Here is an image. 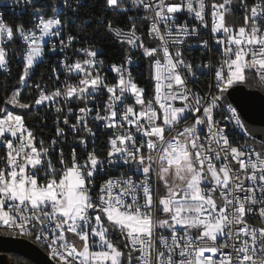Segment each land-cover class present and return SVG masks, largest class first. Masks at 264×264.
Listing matches in <instances>:
<instances>
[{
    "label": "snow or ice",
    "instance_id": "snow-or-ice-1",
    "mask_svg": "<svg viewBox=\"0 0 264 264\" xmlns=\"http://www.w3.org/2000/svg\"><path fill=\"white\" fill-rule=\"evenodd\" d=\"M12 2L31 11L22 23H8L0 12V68L7 70L15 52L23 65L18 83L27 86L45 49L59 50V66L68 75L51 91L35 84L30 102L16 88L0 106V234L29 238L49 264H264V115H248L251 97L239 87L248 83L249 72L264 83V0H239L245 14L238 28L226 21L234 0H130V6L128 0H91L89 7L127 17V30L103 16L95 19L149 61L153 94L147 99L128 67L131 56L109 66L116 82L108 84L98 48L73 49L83 59L67 54L79 38L65 27L86 0ZM132 9L145 13L146 33L127 15ZM185 13L198 23L180 22ZM201 28L209 29L220 52L217 64L195 66L211 74L203 94L188 87L195 71L181 51ZM17 40L21 47L10 48ZM200 43L210 46L209 40ZM52 72L59 82L55 67ZM73 75L79 77L75 83ZM104 90L103 114L97 106L93 116L88 104ZM73 101L85 106L65 113ZM46 103L56 105L58 114L56 134L47 143L37 141L25 116L7 107L30 110ZM89 118L112 133L103 157L95 148L88 151L86 136L95 135ZM61 122L86 134L75 140L86 153L83 160L75 148L65 154ZM241 138L244 143H234ZM125 166L126 172L110 174ZM101 174L108 178L97 185ZM250 215L259 216L260 226L248 223Z\"/></svg>",
    "mask_w": 264,
    "mask_h": 264
},
{
    "label": "built area",
    "instance_id": "built-area-1",
    "mask_svg": "<svg viewBox=\"0 0 264 264\" xmlns=\"http://www.w3.org/2000/svg\"><path fill=\"white\" fill-rule=\"evenodd\" d=\"M222 0H216V3H220ZM73 5L75 4V0H72ZM254 3V0H247V4L251 5ZM87 4V0H86ZM128 4L130 6V0H128ZM22 5H16L12 2V0H0V12L4 13L5 19L8 23H22L25 20L28 19V12L31 11V8H28L26 11H22ZM83 7L79 14L77 16H74L69 23L65 27V33H71L72 35L78 36L79 40L78 42L74 43L72 46V49L68 50V55L71 57L72 60L75 59H83V54L82 53H77L73 55V49L75 48H81V47H88V46H94L100 50V54L98 55V59H102L104 61V64L101 68V75H103L106 79V83H115L116 82V73L111 71L110 65L115 63V64H121L124 63L125 59L127 56L132 57V64L128 65L130 68L133 77L135 78V82L140 86L143 87L147 90V98H151L152 96V89L153 85L152 83L149 82V61L146 58L141 57V52L140 50L137 49H129L127 45H122L118 40L114 39L112 34H109L111 38H113L120 46L121 49L125 50V53L123 54V58L121 61H111L108 62L106 61V56L103 53V49L96 45L93 44L92 41L88 42L87 39H83V37L79 34L80 32V27L82 23L78 22V19L80 20L81 17L80 15L83 14L84 12ZM115 14V13H114ZM244 9L240 7L239 5V0H234V3L231 7V11L226 15V21L228 24H232L235 27L243 26V17H244ZM116 15V14H115ZM128 16H135L136 17V25H137V30L139 33H146L147 28H148V23L144 20L141 19L145 15L143 11H140L137 13L135 9H132L127 13ZM105 20H112L114 26H118L121 28H124L127 30V28L130 26L127 17L120 15L117 17V21L113 20V16H110L108 14L107 16H103ZM112 17V18H111ZM209 21V25H211V15H210V10H209V15L206 17ZM180 22H184L185 19H187L190 23H198L196 21H193L191 16H188L187 13L180 15L179 17ZM90 19H87L85 24H89ZM31 25H26V27H30ZM145 43H149L148 38L145 36ZM201 40H209L210 41V46L206 50L200 43ZM53 41L56 42L57 44L59 43L57 38H53ZM10 48H19L21 47V42L17 40L14 44L9 46ZM174 51V49H173ZM181 51L184 54V57L187 61L191 62L194 66V71H195V76H188V87L193 89L194 91L200 92L203 94V92H206L208 90V86L211 83V74L208 72L207 69L205 68H195L196 65H200L202 63H207L211 61L214 65L218 63L220 60V52L219 50L215 47V45L212 43V34L210 33L209 29H204L201 28L199 31V36L198 37H192L187 39L186 43L182 47ZM46 55L42 58H39L37 61V64H48L50 67L53 69L54 67L57 69V74H59V82H55L53 77V72L49 74L48 76V81L44 82H39L47 86V90L51 91L53 84L56 83V86H60L63 81L67 78V73L64 72V70L59 66V60L63 58V54L59 53V50L57 51L56 54H52L48 52L47 49H45ZM33 70V73L35 71V68ZM21 68V73L23 69V65L20 63V56L16 54L15 52H10L9 56V63L7 66V70L0 68V77H8L12 78L13 72L17 69ZM33 73L31 75V79L33 76ZM250 73V72H249ZM255 75V78L258 80L259 84L262 86L263 93H264V83H261L259 78L256 76L255 72H251ZM28 80L27 81V86H22V97L24 94H29L31 91L30 89L34 87L35 83L32 81ZM79 79L78 76L73 75L71 78V82L75 83ZM37 84V83H36ZM20 84H18L15 88L11 90H15L16 88L19 87ZM10 92V94H11ZM37 96V92H35ZM107 100V94L105 91V94L100 95L97 94L95 101L90 102L88 104V107H91L93 109L92 115H95V111L97 106L101 108V114H103L102 109H103V103L104 101ZM26 102V101H25ZM133 101L128 100L126 103L131 104ZM4 106V105H2ZM84 103L80 101H73L67 105L64 106V112L66 113L67 107H72L74 110H76L78 107H84ZM177 106H179V102H177ZM10 111H14L15 114L18 115H23L21 112L25 109H19V108H14L11 105L7 106ZM35 108H40L42 111L39 116V120L41 123L46 126L48 129H51V132L47 133L46 135L44 134H37L33 128L30 126V124L25 120V123L27 126L33 130L37 141L40 139H43L46 143L49 142L56 134L55 129H56V117L57 113L55 111L56 105H51L49 106L47 103L44 105H39V106H34ZM121 108L124 107V105H120ZM138 107V106H137ZM12 109V110H11ZM61 117L63 116V113L59 114ZM217 119H221L220 116L216 117ZM72 122H75V118L72 117L70 118ZM89 126L93 128V132L95 133L94 136L92 137H87L84 132H79V133H73L68 126L64 125L62 122L60 123V127L65 128L66 130V143L62 144L61 147L64 148L65 154H68L72 148H75L76 151L78 152L80 159L83 160L85 158L86 153H84L81 149L82 146L75 143L76 137L77 136H86L88 139V151H92L93 148L97 150V154L100 155L101 157L106 155L107 152V146H106V141L108 136H110L112 133L110 130L104 129L103 124H101L98 121L91 120L89 118ZM99 126V130H98ZM244 143L245 140L244 138H241L239 141H234V143ZM248 144H253V140L251 138L247 139L246 141ZM59 149H57L58 151ZM57 167L59 165L57 164ZM121 172H126V166L121 167V168H114L110 170V174L113 176H118L120 175ZM107 176H104L101 174L100 176L97 177V185L103 182V180L107 179ZM163 194V190H161V193ZM259 195V194H257ZM248 223L251 225L255 226H260V219L258 215H250L248 218Z\"/></svg>",
    "mask_w": 264,
    "mask_h": 264
},
{
    "label": "trees",
    "instance_id": "trees-1",
    "mask_svg": "<svg viewBox=\"0 0 264 264\" xmlns=\"http://www.w3.org/2000/svg\"><path fill=\"white\" fill-rule=\"evenodd\" d=\"M88 3H91V0H87L84 12L80 15L81 19H78V22L82 23L81 27H83V31L80 30L79 34L83 37V39H87L88 42L92 41L93 44L100 46L103 49V53L107 58L106 61H121L125 50L121 49L119 44L113 38H111V36L105 31L104 25L97 24L95 19L101 16H107L108 18V14H110V16H113V20L117 21L118 16L112 12H104L102 7H89ZM87 19H90L89 24H85ZM51 73L52 68L50 67V65L45 63L38 64L35 68L31 81L35 84L39 82L48 81V76ZM20 74L21 68H17L13 72L12 78L4 76L0 77V106L3 105V100L5 96L9 95L11 90L19 84L18 81ZM248 77V83L244 86L251 89H256L264 95L262 86L255 78V75L250 72L248 73ZM30 90L31 91L29 92V94L25 93L22 97V99L26 102L33 101L36 98V91L34 87H32ZM34 106L35 105H33L30 110H23L21 113L23 114V116H25V120L30 124V126L37 134L46 135L47 133L51 132V129H48L41 123V121L39 120V116L42 110L40 108H35ZM0 153H2V150H0ZM8 254L10 264H37L22 254L16 252H8Z\"/></svg>",
    "mask_w": 264,
    "mask_h": 264
},
{
    "label": "water",
    "instance_id": "water-1",
    "mask_svg": "<svg viewBox=\"0 0 264 264\" xmlns=\"http://www.w3.org/2000/svg\"><path fill=\"white\" fill-rule=\"evenodd\" d=\"M244 93L250 94L251 107L248 115L259 119L264 115V95L256 89L248 88L244 85L239 86ZM250 127H258L252 126ZM1 252H16L22 254L37 264H49L46 252L32 240L21 236H7L0 234V254ZM0 264H10L7 259H2Z\"/></svg>",
    "mask_w": 264,
    "mask_h": 264
},
{
    "label": "crops",
    "instance_id": "crops-1",
    "mask_svg": "<svg viewBox=\"0 0 264 264\" xmlns=\"http://www.w3.org/2000/svg\"><path fill=\"white\" fill-rule=\"evenodd\" d=\"M2 259H7L9 261V254H8V252H1V254H0V261Z\"/></svg>",
    "mask_w": 264,
    "mask_h": 264
},
{
    "label": "rangeland",
    "instance_id": "rangeland-1",
    "mask_svg": "<svg viewBox=\"0 0 264 264\" xmlns=\"http://www.w3.org/2000/svg\"><path fill=\"white\" fill-rule=\"evenodd\" d=\"M110 84H113V83H110ZM23 85H19V87L18 88H21ZM104 91H106V90H104ZM12 110V109H11Z\"/></svg>",
    "mask_w": 264,
    "mask_h": 264
}]
</instances>
